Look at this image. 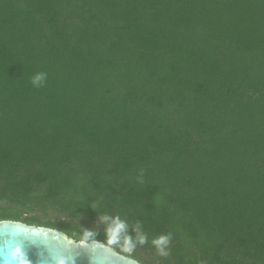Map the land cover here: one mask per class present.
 I'll list each match as a JSON object with an SVG mask.
<instances>
[{"label":"trees","instance_id":"trees-1","mask_svg":"<svg viewBox=\"0 0 264 264\" xmlns=\"http://www.w3.org/2000/svg\"><path fill=\"white\" fill-rule=\"evenodd\" d=\"M0 202L144 264H264V0H0Z\"/></svg>","mask_w":264,"mask_h":264},{"label":"water","instance_id":"water-1","mask_svg":"<svg viewBox=\"0 0 264 264\" xmlns=\"http://www.w3.org/2000/svg\"><path fill=\"white\" fill-rule=\"evenodd\" d=\"M14 244L22 247L29 264H144L126 255L123 246L119 251L101 240L76 239L59 228L0 220V252Z\"/></svg>","mask_w":264,"mask_h":264},{"label":"clouds","instance_id":"clouds-1","mask_svg":"<svg viewBox=\"0 0 264 264\" xmlns=\"http://www.w3.org/2000/svg\"><path fill=\"white\" fill-rule=\"evenodd\" d=\"M46 78V73H38L33 78V84L39 85ZM128 225L121 217H117L114 222V226L110 229L111 239L109 243H114L116 240L117 233H121ZM51 231V229H49ZM91 233L85 235V240L91 237ZM82 243L84 241H81ZM143 242V241H142ZM158 245L167 243V237H161L160 240L156 241ZM0 264H29V261L19 244L10 245L6 250L0 252Z\"/></svg>","mask_w":264,"mask_h":264},{"label":"rangeland","instance_id":"rangeland-1","mask_svg":"<svg viewBox=\"0 0 264 264\" xmlns=\"http://www.w3.org/2000/svg\"><path fill=\"white\" fill-rule=\"evenodd\" d=\"M3 204H5V202H0ZM36 212L39 216H44L46 219L49 218H54V219H63V220H67L70 221L71 218L68 217H63L58 211L57 209L55 210H51L49 213H44L42 211H34ZM109 217L106 216H96L95 218H83L81 220H77V222L81 225L82 229H88L91 227H97V228H101V229H105V225L107 224V222H109ZM106 229H111V227H107ZM117 235L119 236V233H117ZM138 247L140 254L147 260H154V259H159L161 258V256L165 253H167V250H163L160 246H156V247H147V246H142V245H137L134 244ZM125 250L127 252H131V250H129L125 245H122ZM160 261H157V264H159Z\"/></svg>","mask_w":264,"mask_h":264}]
</instances>
